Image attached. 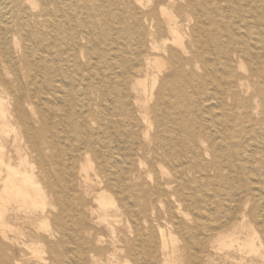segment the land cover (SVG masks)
Here are the masks:
<instances>
[{
	"label": "bare ground",
	"instance_id": "bare-ground-1",
	"mask_svg": "<svg viewBox=\"0 0 264 264\" xmlns=\"http://www.w3.org/2000/svg\"><path fill=\"white\" fill-rule=\"evenodd\" d=\"M0 264H264V0H0Z\"/></svg>",
	"mask_w": 264,
	"mask_h": 264
},
{
	"label": "rangeland",
	"instance_id": "rangeland-1",
	"mask_svg": "<svg viewBox=\"0 0 264 264\" xmlns=\"http://www.w3.org/2000/svg\"><path fill=\"white\" fill-rule=\"evenodd\" d=\"M13 151V150H12ZM11 151V154H13V152Z\"/></svg>",
	"mask_w": 264,
	"mask_h": 264
}]
</instances>
